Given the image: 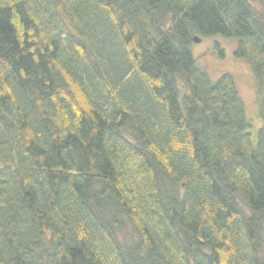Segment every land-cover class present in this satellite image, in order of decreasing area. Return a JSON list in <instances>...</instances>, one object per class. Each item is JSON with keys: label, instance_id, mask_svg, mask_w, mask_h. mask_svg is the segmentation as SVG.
Wrapping results in <instances>:
<instances>
[{"label": "trees", "instance_id": "1", "mask_svg": "<svg viewBox=\"0 0 264 264\" xmlns=\"http://www.w3.org/2000/svg\"><path fill=\"white\" fill-rule=\"evenodd\" d=\"M217 35L250 64L255 144L232 76L195 65ZM0 264H264V12L0 0Z\"/></svg>", "mask_w": 264, "mask_h": 264}, {"label": "rangeland", "instance_id": "2", "mask_svg": "<svg viewBox=\"0 0 264 264\" xmlns=\"http://www.w3.org/2000/svg\"><path fill=\"white\" fill-rule=\"evenodd\" d=\"M249 2L256 10L264 12L260 0H249ZM237 43V39L231 37L208 36L202 37L199 43H193L190 49L195 65L205 71L211 81H216L222 74L232 76L243 102L245 118L249 125L248 133L251 141L255 144L257 131L261 127L256 100V85L250 64L245 59L237 58L234 55ZM131 233V229L127 228L124 234L126 240L132 237Z\"/></svg>", "mask_w": 264, "mask_h": 264}, {"label": "water", "instance_id": "3", "mask_svg": "<svg viewBox=\"0 0 264 264\" xmlns=\"http://www.w3.org/2000/svg\"><path fill=\"white\" fill-rule=\"evenodd\" d=\"M193 40L195 43H199L201 41V38H199L198 36H195Z\"/></svg>", "mask_w": 264, "mask_h": 264}]
</instances>
